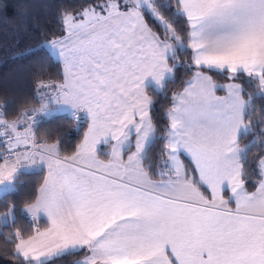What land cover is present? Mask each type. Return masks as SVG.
I'll return each instance as SVG.
<instances>
[{
    "label": "snow or ice",
    "instance_id": "snow-or-ice-1",
    "mask_svg": "<svg viewBox=\"0 0 264 264\" xmlns=\"http://www.w3.org/2000/svg\"><path fill=\"white\" fill-rule=\"evenodd\" d=\"M41 37L55 77L0 105V264H264V0H85ZM181 67L161 128L154 93ZM64 112L86 124L70 148L39 131Z\"/></svg>",
    "mask_w": 264,
    "mask_h": 264
},
{
    "label": "trees",
    "instance_id": "trees-1",
    "mask_svg": "<svg viewBox=\"0 0 264 264\" xmlns=\"http://www.w3.org/2000/svg\"><path fill=\"white\" fill-rule=\"evenodd\" d=\"M85 0H7L9 4V15L16 9L17 4L27 6V27H21L13 20L0 21V105H4V110L11 119L16 113L25 107L35 105L34 86L38 79L54 78L57 73L55 59L45 48L39 47L41 43V32L54 31L57 28L58 12L65 7L76 8ZM181 59H185L181 54ZM42 69L44 75L40 76ZM187 73L181 67L174 81H170L163 92L154 93V106L152 109L155 119L162 128L166 124L164 113L170 106L171 95L181 88L182 81L187 78ZM217 82H225L224 77L216 75ZM151 91V89H150ZM264 105V101H257ZM83 127L78 131L73 130V120L69 114L59 113L51 119L42 121L39 126L41 133L49 131L55 139L60 137L64 141V147L70 148L79 141L86 124L81 121ZM251 140L252 137L247 138ZM256 148L249 154L248 160L252 161ZM187 162V159L184 158ZM23 182L19 191L13 194L12 198L17 201L18 208L23 199L32 191L41 179L39 175H22ZM0 210H3L0 205ZM30 219L23 213L19 214V225L28 228ZM44 221H41L43 226ZM5 234L7 229H3ZM6 245L0 239V249ZM79 253L66 255L55 260L54 264H75Z\"/></svg>",
    "mask_w": 264,
    "mask_h": 264
},
{
    "label": "crops",
    "instance_id": "crops-1",
    "mask_svg": "<svg viewBox=\"0 0 264 264\" xmlns=\"http://www.w3.org/2000/svg\"><path fill=\"white\" fill-rule=\"evenodd\" d=\"M218 83H224V82H218ZM218 94H220V95H223L224 93L223 92H219ZM33 106H35V105H33ZM33 106H30V107H33ZM64 114H68L67 112H64ZM86 128V127H85ZM85 130V129H84ZM186 159H187V157H185ZM82 256H83V253H79L78 254V257H77V260H79V259H81L82 258Z\"/></svg>",
    "mask_w": 264,
    "mask_h": 264
}]
</instances>
